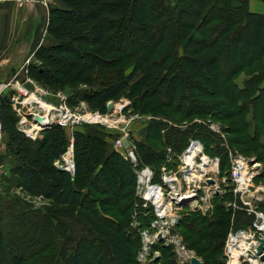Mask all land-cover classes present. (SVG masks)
<instances>
[{
  "label": "trees",
  "instance_id": "1",
  "mask_svg": "<svg viewBox=\"0 0 264 264\" xmlns=\"http://www.w3.org/2000/svg\"><path fill=\"white\" fill-rule=\"evenodd\" d=\"M53 1L63 5L51 10L47 27L55 44L38 48L36 58L41 65L29 66L32 78L46 86L66 88L80 84L93 87L96 78L109 76L107 83L94 93L96 108L101 112L107 110L108 102L126 91L135 98L143 87L154 86L155 98L180 107L187 118L237 120L233 133L241 137L235 142L247 152L258 153V159L264 162V71L260 77L256 74L248 78L243 89L235 82L246 69L264 61V15L250 11V0ZM188 26H197L203 34L188 38L180 32ZM126 61H131L133 68L125 76L130 63ZM13 114L9 100L0 99L3 133L8 136L9 153L21 163L18 175L24 191L50 201L46 208L51 215L58 210L74 215L107 244L115 264H138L137 243L134 247L118 231L81 209L87 195L77 188L79 173L89 178L97 193H113L106 165L110 160L103 159L104 142L98 136L87 138L90 143L76 150L77 169L72 176L54 166L67 149L64 131L53 126L44 132L42 140L32 144L17 130ZM155 129L149 126L147 139H158ZM82 137L81 133L75 134V139ZM185 138L171 133L162 139V144L164 140L166 144L171 141L182 150ZM136 145L142 163L152 167L162 163L164 151L162 155L147 143ZM92 153L96 160L90 165L88 157ZM111 159L119 166L126 185L118 195L129 202L133 216L136 175L119 153L115 152ZM261 176L264 177V170ZM228 198L214 201L215 217L208 219L191 213L192 218L181 223L185 239L207 264H220L223 243L231 229L232 214L224 206ZM162 248L169 260L171 254L175 259L170 247ZM72 251L64 264H95L79 241ZM0 264H25L19 256L10 254L1 222Z\"/></svg>",
  "mask_w": 264,
  "mask_h": 264
},
{
  "label": "rangeland",
  "instance_id": "2",
  "mask_svg": "<svg viewBox=\"0 0 264 264\" xmlns=\"http://www.w3.org/2000/svg\"><path fill=\"white\" fill-rule=\"evenodd\" d=\"M31 1L33 0H17L16 2L18 6H24L28 5V2ZM36 1L34 8L31 9H36L35 13L37 12V14H39L35 17V20L31 21L32 15L26 10L23 14V21L22 17L19 19V24L22 21V26H20L21 35L19 27L17 30V36H20L17 38L15 44L22 45L20 52L16 53V55H19L20 57H15V59L12 58L13 54L10 51H8L5 56L0 55V63L5 59L11 60V58L16 61L20 58L22 61L20 65L15 63L17 65L16 68L9 67L10 61L4 65L5 67H2V65L0 66V99L7 98L9 100L16 120V127L19 126L23 114L26 113V125L30 128L34 125L33 115L35 113H30L28 107H26L24 100L27 96L23 97L21 95L22 92L20 88L26 89L28 96L29 94H37L36 96L38 98H43L44 101L47 100L48 103L56 105L61 103L58 94L63 96L62 101L66 103L71 113L76 116V124L73 126L67 125L61 127L55 120L46 130L43 128V131H41L37 140L29 139L22 132L21 134L27 140L32 142V144H35L43 139L44 132L49 130V128L58 126L64 131L67 137V149L71 148L73 150L75 164L76 150H82L83 147L90 143V141L87 142V138L96 139L94 136H98L104 142L103 159L107 161L110 160L106 162V165L109 166L110 169L108 175L111 178L110 190L113 193L110 195L97 193L91 187L89 178H85L83 173L78 172L79 179L77 182V188L83 190L87 195L81 209L90 213L94 219L105 223L109 228H113L114 231H118L127 241H130L134 247L137 243V252L135 250L136 255H138L141 247V239L139 236V226L136 227L134 223L137 221L138 223H143V226H146L152 219L151 215H149L152 213V208L149 207L137 210L136 205L140 204V199L136 195L137 185L135 184V195L132 199V205L134 206V213L137 210L138 215L136 220H134L135 217L133 218L132 216V207L130 208L129 202L118 195L124 192L126 185L122 174L120 173L119 166L115 161H112L111 157L115 152L119 153L118 150L123 153V151L117 147V142L124 136H127V140L130 141L131 145L137 143L136 134L137 130H141L142 117L147 119L146 122L148 123V126H154L157 128L155 129L154 134L157 133L158 139L156 138L155 140L152 136L147 139L144 134L143 141L156 148L159 154L162 152L163 155L164 151L165 156L162 159V163L167 157L166 154L168 147H171L175 153H180L187 147L191 139L196 138L200 139L205 144L208 154L212 156L220 155L222 160L224 159V169H226V166H228V164H225L227 156L224 153L221 138L212 133L205 124L196 122L197 119H211L216 126L228 133L229 140L237 153L252 158L255 162L260 164L262 173L264 170V162L258 159V153L253 154L247 152L242 144L235 142V139L241 137V134L233 133V124H236L237 120L224 121L215 119L212 116H195L187 118L180 107L166 104L155 98L152 93L154 86L143 87L138 91L135 98H130L128 91H126L116 100L108 102L107 110L105 112H100L102 114H111V118L113 116L114 121H109V125L103 123L90 124L82 121V117L85 114L99 111L95 105L94 93L99 91L101 87L107 83V80H109L110 77L96 78L93 87L80 84L78 86H69L66 88H54L43 85L30 76L29 72H27L29 66L36 64L41 65V61L36 58L38 48L42 45L50 46L55 44L54 40L47 32V27L51 18V10H54L55 8H63L62 4L56 3L53 0H41L42 3L40 2L39 4ZM30 7L32 8V6ZM250 10L255 13L264 14V1L253 0L250 4ZM180 32L186 34L188 38L192 36L199 37L203 34L199 31L197 26H188L183 31L180 30ZM126 47H128V45ZM182 54L183 52L180 51V56ZM126 62L130 63L127 65L125 76L130 73L133 68L131 61ZM59 64H61V62ZM263 71L264 61L246 69V71L237 76L235 82L239 85L240 89H243L248 78H251L256 74L260 77L263 75ZM18 96H21L19 99L20 105L15 103ZM110 103L113 104V110L111 112L108 111ZM13 104L14 107L12 106ZM38 106L39 105L33 103L32 107L34 109L31 111L38 110ZM21 108L22 111H20V115L18 110H21ZM41 112H43L42 108ZM237 118H242V116ZM185 125L186 128L180 127H184ZM162 130H164V132H162ZM77 132L83 134V137L75 139V134ZM171 133L182 134L186 137L182 150L178 144L170 143L171 141H169L168 144H172L174 147L166 144L165 140L162 144V139L164 137L168 138ZM149 134L150 132H148V136ZM160 140L162 141L160 142ZM7 145L8 136L4 134L3 139L0 142V222L4 225V238L10 249V254L19 256V260L25 264H64V262L72 255V248L76 246L77 241H79L93 257L95 264H115L107 244L101 241L91 229L76 220L74 215L69 212H62L61 210L55 211L51 215V212H49L51 210H47L46 208L51 205L50 201L45 200L42 196H31L24 191L21 184V178L18 175V168L21 166V163L9 153ZM123 146L122 149L125 150ZM123 154L121 156L130 163L136 175V168L133 167L130 157ZM95 160L96 157L92 153L88 157L90 165H92ZM159 166L152 167L156 174H158ZM254 185L256 187L264 186V177L261 175L256 177ZM39 188H41V185ZM216 209L217 207L206 216L200 212L193 213H199L201 215H192L211 219L216 216ZM189 212L190 210L186 208L177 211L180 215V218H178L180 219V222L176 225L174 232L181 236L185 246L203 261L201 262L202 264H205V259L196 251V249H193V247L189 245L183 235L184 229L181 227V223L184 221L186 224V219L192 218V215H189L191 214ZM188 215L190 217H188ZM232 217L233 215H231L230 218L231 229L246 226L252 221V217L244 212L238 211L234 220H232ZM231 229H229V232ZM163 246H165L163 241L153 246V250L159 252L160 255L156 258L150 259L147 264H181L175 253V259H173V256L170 253L171 259L169 260L166 254L167 251L162 248ZM102 259H104V261H100ZM220 259V264H226L227 259L224 254V248H222ZM138 264L144 263L139 262Z\"/></svg>",
  "mask_w": 264,
  "mask_h": 264
},
{
  "label": "built area",
  "instance_id": "3",
  "mask_svg": "<svg viewBox=\"0 0 264 264\" xmlns=\"http://www.w3.org/2000/svg\"><path fill=\"white\" fill-rule=\"evenodd\" d=\"M20 89L21 95L27 96L24 100L26 107L30 113H35L32 127L29 128L26 125V113L23 114L17 126L19 132L24 133L29 139L37 140L44 125H52L55 120L61 127L76 124V116L62 101L63 96L60 94L58 98L61 99V103L56 105L48 103L47 100L44 101L43 98H38L37 94L28 96L26 89ZM20 98L21 96H18L16 104L20 105ZM33 103L39 106L38 110L32 112ZM20 111L22 108L18 110L21 115ZM38 117L43 119L39 122ZM141 119L146 120L143 117ZM82 121L109 125V121H114V119L113 116L111 118V114H102L98 111L85 114ZM196 122L205 124L212 133L221 138L222 147L228 159L225 171L222 157L208 154L205 144L200 139H191L180 153H175L171 147H168L167 157L159 166L158 174L152 166L140 161L136 153V143H133V146L129 141L130 145L126 149L123 146V140L127 136L117 142V147L124 153L118 150L119 154L128 155L133 167L136 168V195L140 199V204L136 205L137 210L152 208V213L149 214L152 219L146 226H141L137 221L134 223L136 227L139 226L141 239L137 260L147 264L150 259L158 257L160 253L155 252L153 246L163 241L165 247L173 249L172 251L181 264H192L194 258L201 261L185 246L181 236L174 232L177 220L180 218L177 211L186 208L190 210L189 213L200 212L206 216L214 209L216 199H224L228 196L229 198L224 201V206L231 211L232 220L239 211L250 215L252 221L246 226L232 228L228 233L224 244L226 264H264V210L262 209L264 186L254 185L255 178L261 175V166L254 159L237 153L230 143L228 133L216 126L211 119H197ZM180 127L186 128V125ZM3 136L0 120V142ZM54 166L74 176L76 164L73 150L67 149L61 158L55 161ZM137 210L133 215L134 220L138 215Z\"/></svg>",
  "mask_w": 264,
  "mask_h": 264
},
{
  "label": "crops",
  "instance_id": "4",
  "mask_svg": "<svg viewBox=\"0 0 264 264\" xmlns=\"http://www.w3.org/2000/svg\"><path fill=\"white\" fill-rule=\"evenodd\" d=\"M35 1L36 0L28 2L29 3L28 5L18 6L16 0H0V55L5 56L6 53L8 51H10L13 54L12 58L15 59V57H20L19 55L17 56L16 53L20 52V49H22V45L15 44V43L17 41V38L21 35V30H20L21 27L20 26H22L23 14L25 13V10L28 11L29 13H31V15L33 16V17L31 16V21H34L35 17L37 15H39V14H37V12L35 13L36 9L31 10L34 8ZM252 1L253 0L249 1V9H250V4ZM259 1H264V0H259ZM36 2L38 4L40 2L42 3L41 0H37ZM30 6H32V8ZM37 11H38V9H37ZM260 14H262V13H260ZM20 17H22V21L19 24ZM18 28H19V32H20L19 36H17ZM12 58H11V60L5 59L3 62L0 63V66L2 65V67H5L4 65L6 63H8L9 61H10L9 67H11V68H16L17 65L21 64L22 61L20 58H18L17 61L13 60ZM146 121H147V119L146 120L141 119V124H142L141 130H137L138 135L136 134L137 142L144 143V141H143L144 140L143 139L144 134L146 135V138L148 137L149 126H148V123ZM162 132H164V130H162Z\"/></svg>",
  "mask_w": 264,
  "mask_h": 264
},
{
  "label": "water",
  "instance_id": "5",
  "mask_svg": "<svg viewBox=\"0 0 264 264\" xmlns=\"http://www.w3.org/2000/svg\"><path fill=\"white\" fill-rule=\"evenodd\" d=\"M113 110V104L110 103L109 106H108V111L111 112ZM42 119L41 118H38V121L40 122ZM50 125L49 124H46L44 125V129L46 130ZM123 143H124V147L127 149L129 147V141L127 140V138H124L123 140ZM60 171H64L62 169H59ZM180 222V219L177 220V224ZM192 264H202L200 260L194 258L192 260Z\"/></svg>",
  "mask_w": 264,
  "mask_h": 264
},
{
  "label": "bare ground",
  "instance_id": "6",
  "mask_svg": "<svg viewBox=\"0 0 264 264\" xmlns=\"http://www.w3.org/2000/svg\"><path fill=\"white\" fill-rule=\"evenodd\" d=\"M38 118H41V117H38ZM38 118H37V121H38ZM41 119H43V118H41ZM70 154L72 155V152L70 151Z\"/></svg>",
  "mask_w": 264,
  "mask_h": 264
}]
</instances>
